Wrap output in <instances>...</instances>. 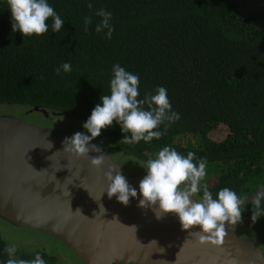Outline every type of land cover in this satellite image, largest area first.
<instances>
[{
  "label": "trees",
  "instance_id": "16d2710c",
  "mask_svg": "<svg viewBox=\"0 0 264 264\" xmlns=\"http://www.w3.org/2000/svg\"><path fill=\"white\" fill-rule=\"evenodd\" d=\"M48 3L65 21L60 32H52L50 18L47 33L24 37L12 31L6 0H0V103L42 106L83 128L100 96L110 94L113 64L139 76L140 99L145 91L166 88L181 118L163 137L127 145L120 140L130 134L114 122L101 130L100 141L108 153L144 162L164 146L206 158L202 183L214 198L228 187L246 199L236 227L264 253V216L251 220L252 198L264 189V0ZM100 8L112 13L110 39L95 32ZM86 16L92 17L87 31ZM63 62L72 70L57 75ZM7 246L0 234V264L8 258ZM39 247H17V257L31 260L40 253L46 264H58L54 254Z\"/></svg>",
  "mask_w": 264,
  "mask_h": 264
},
{
  "label": "water",
  "instance_id": "95a60500",
  "mask_svg": "<svg viewBox=\"0 0 264 264\" xmlns=\"http://www.w3.org/2000/svg\"><path fill=\"white\" fill-rule=\"evenodd\" d=\"M26 111L49 115L42 106L28 107ZM74 133L0 114L1 218L57 238L83 264H232L233 259L235 264H264L258 243L236 226L225 222L227 235L221 246L199 244L189 235L190 231H199V226L182 230L175 214L157 219L152 208L139 207L138 184L146 172L131 174L93 141L89 143L100 146L102 151H89L88 155L105 156L100 169L92 167L87 158L69 156L63 151L62 142ZM48 141L52 147L45 149ZM110 164L137 189V197H130L127 206L115 196L109 198L105 191L108 181L104 172ZM77 208L89 219L75 212ZM114 216L121 224L115 220L107 222ZM131 226H135V235Z\"/></svg>",
  "mask_w": 264,
  "mask_h": 264
},
{
  "label": "clouds",
  "instance_id": "9594fccd",
  "mask_svg": "<svg viewBox=\"0 0 264 264\" xmlns=\"http://www.w3.org/2000/svg\"><path fill=\"white\" fill-rule=\"evenodd\" d=\"M6 3L11 15L12 31L19 30L24 37L41 36L47 33L50 18L52 20L51 30L55 33L60 32L65 22L48 3V0H6ZM87 7L91 9L94 5L89 2ZM95 15L102 18L96 24L95 32H103L105 38L110 39L114 32L111 24L112 13L100 8L96 10ZM91 23L92 17L86 16L84 18L85 31ZM71 70L70 63L63 62L55 69V72L59 75L61 71L70 72ZM111 71L113 75L109 84L110 94L100 96L99 102L83 123V129L90 135L85 134L84 131H77L62 142L65 153L77 158H87L90 165L96 169H100L105 163V156L90 157L89 151L101 153L102 149L89 142L98 137L102 129L111 127L116 122L122 133L130 134L123 136L120 141L127 145H134L140 141L148 143L153 139L159 140L166 134L171 124L181 118L180 113L172 109L166 88L157 86L154 92L145 91L143 98L140 99L138 98L140 97V78L137 74L126 71L119 64H113ZM161 125H163V130H160ZM48 145L45 149L52 147L49 141ZM207 163L206 158L197 157L192 151L187 152L185 156L174 148L162 147L156 153L155 158L150 157L143 164H139L145 169L146 175L138 184L141 197L138 206L152 208L157 219H161L168 213L175 214L182 230L199 226V231L189 232L190 236L195 237L197 243L221 246L227 235L225 222L233 228L241 223L242 211L247 203L245 198L238 196L228 187L221 188L214 198L213 193L202 183L207 176ZM29 166L36 171L31 165ZM104 178L108 181L105 191L109 198L115 196L118 202L127 206L130 203V197H137V189L128 183L116 166L108 165ZM200 193H202L200 198L195 199L194 197ZM67 195H69L68 191ZM262 202H264V189L258 191L251 201L253 223L259 217L264 216V203ZM101 209L104 213L103 205H100V211ZM75 212L81 214L79 208ZM113 220L120 223L115 216L107 222ZM53 227L55 228V225ZM130 228L134 229L135 235V226ZM151 242L156 243L155 240ZM160 249L161 252L164 251L163 248ZM17 251L15 244L5 247L4 252L8 258L4 264H46L40 253H37L34 259L26 260L18 258ZM130 259L134 261L135 257ZM260 259H264V254H261ZM165 264L168 262L165 261ZM232 264H235L234 259Z\"/></svg>",
  "mask_w": 264,
  "mask_h": 264
},
{
  "label": "rangeland",
  "instance_id": "374dc122",
  "mask_svg": "<svg viewBox=\"0 0 264 264\" xmlns=\"http://www.w3.org/2000/svg\"><path fill=\"white\" fill-rule=\"evenodd\" d=\"M26 110L27 107L23 109V105L21 104H11L9 107L7 105L5 107L0 106V114H12L23 121L39 126L67 129L73 132L84 131L85 134L90 135V133H87L86 130L78 126V124L73 121H67L61 115L45 116L38 111H34L31 113L27 112ZM25 113H30V115L26 117L25 115H23ZM91 141L102 146L106 150L105 146L100 141L99 136ZM109 155L116 163L124 166L131 174L137 172H146L145 169H143L139 165L144 163V161H141L140 159L117 151H115L114 153H109ZM0 234L6 241L8 246L15 244L17 247L29 251L40 248L39 246H41V248L43 247L48 252L56 256L58 264H83L81 259L72 250L67 248L57 238L45 232L27 227L12 225V223L0 217Z\"/></svg>",
  "mask_w": 264,
  "mask_h": 264
},
{
  "label": "flooded vegetation",
  "instance_id": "af4514ba",
  "mask_svg": "<svg viewBox=\"0 0 264 264\" xmlns=\"http://www.w3.org/2000/svg\"><path fill=\"white\" fill-rule=\"evenodd\" d=\"M12 225H14V224H12Z\"/></svg>",
  "mask_w": 264,
  "mask_h": 264
}]
</instances>
